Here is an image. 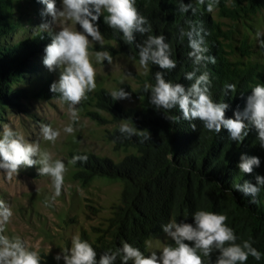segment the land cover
I'll return each mask as SVG.
<instances>
[{"label":"clouds","instance_id":"1","mask_svg":"<svg viewBox=\"0 0 264 264\" xmlns=\"http://www.w3.org/2000/svg\"><path fill=\"white\" fill-rule=\"evenodd\" d=\"M46 6L42 15L50 16V21L39 25L38 29L47 32L51 42L44 48L43 65L49 72H58V79L50 85V91L67 105L70 123L63 128L66 134H74L75 125L80 120L81 103L88 99L97 87L95 64L112 65L113 56L105 50L104 35L99 29V19L114 32L122 33L127 45H135L138 49V62L148 70L156 65L163 71L153 74L154 83H145L144 92L150 93L149 103L155 110L171 112L177 108L185 121H200L209 132L219 134L226 129L230 139L241 143L249 135L251 128L257 132V140L264 148V83L252 85L251 95L246 99V106L241 111L237 108L234 118H226L229 104L213 98L211 94L212 80L207 70L208 64H215L216 57L209 55L205 36L209 35L202 24L187 20V29L179 28V37L187 38L188 59L192 70L186 71L184 79L192 82L185 87L182 83L166 79V72L175 70L177 61L172 58V50L166 37L152 34V26L136 7L137 0H39ZM178 4L182 14L192 15L203 8L213 13L220 0H173ZM77 25L79 29H77ZM136 33L145 37L142 42L136 41ZM257 44L264 51V32L255 33ZM90 38V39H89ZM98 43L101 50L92 52V46ZM135 61L136 56H130ZM131 75V73H128ZM123 83V81H121ZM224 96L237 93L235 83L223 86ZM114 101L132 100L130 92L123 87L110 91ZM175 119H181L180 116ZM193 130L196 124L192 123ZM119 133L125 139L140 138V142L151 140L148 130H140L127 119H121ZM40 136L44 141L55 144L61 135L59 129L51 124H40ZM34 157L36 159H34ZM87 155L74 154L68 164L86 163ZM257 156L241 155L238 163L240 172L252 174L254 168L260 166ZM39 176L50 178L53 194L44 200L45 207H53L56 199L61 196L67 172L66 163L54 158L47 148H42L40 141H29L21 132L9 124H3L0 132V171L11 181L17 177L22 168L34 166ZM256 184L244 181L235 184L237 191L243 192L252 199L249 203H258L257 196L264 187V176H255ZM14 215L12 207L0 199V264H42V258L36 247L29 246L20 235H8L7 226ZM193 223L178 222L172 219L161 226L166 241L147 254L140 247L127 240H121L114 249L98 251L80 235H73L70 245L61 249L53 259L63 260V264H247L249 257L255 261L262 259V254L251 238L241 239L227 223L228 217L206 209H197L192 214ZM146 247H151L146 242ZM50 252V251H49ZM48 252V254H49ZM216 253L215 261L212 260ZM99 258L97 259V257Z\"/></svg>","mask_w":264,"mask_h":264},{"label":"trees","instance_id":"2","mask_svg":"<svg viewBox=\"0 0 264 264\" xmlns=\"http://www.w3.org/2000/svg\"><path fill=\"white\" fill-rule=\"evenodd\" d=\"M7 1L0 0V36L12 29L3 12ZM225 2L220 0L217 7L220 13L235 12ZM232 5L236 9L253 11L264 9V0H232ZM136 7L151 24L152 34L164 35L171 46L172 58L177 61V67L166 72V79L182 83L185 87L192 83L183 77L186 71L192 70V63L188 59L190 49L187 38L180 39L179 28L187 29L186 21L189 19L202 24L210 33L205 36L208 54L216 57L214 65L208 64L206 69H201L210 73L211 94L214 99L229 104L226 118H234L233 113L237 108L241 111L244 109L246 99L251 95L250 87L256 79L258 81L260 73L251 65L239 69L223 56L219 41L221 30L209 13L201 8L194 16L191 12L182 14L173 0H137ZM98 23L104 38L116 42L117 52L138 59V49L135 45L125 44L122 33L109 28L103 22V16ZM135 35L137 42L145 38L139 33ZM42 38L36 36L9 48H0V104L11 96V93L5 91L7 84L18 79L29 53L38 47V41ZM156 71L163 70L156 65L149 67V83H154L153 74ZM226 83H235L237 93L224 96L222 90ZM143 86L134 93L140 99V107L137 109L124 110L104 90L97 93V104L106 108L115 120L127 119L138 129L148 130L151 140L141 143L140 138L135 136L125 139L115 129L109 133L115 145L133 147L136 152L126 154L117 162L91 154L87 155L86 163L78 162L79 171L76 175L85 181L93 176H103L122 182L119 204L113 208L106 227L97 231L95 241L90 243L98 254L118 247L121 240H127L145 252L146 241L162 233L163 224L172 219L193 223L191 214L197 209H206L227 215V223L237 236L241 239L251 238L253 246L264 254V187L256 198L258 203H249L252 197L234 187L244 181L255 185V176H264V148H261L257 140L256 130L251 128L241 143L231 140L226 129H222L219 134L209 132L198 120H183L178 106L171 112L155 110L149 103L150 93L144 92ZM49 91V85L42 89L43 95ZM178 116L181 119H175ZM192 123L196 124L195 130L191 127ZM241 155L259 157L260 166L254 168L252 174L240 172L238 163ZM216 255L213 254V261ZM42 264L63 262L48 257ZM247 264H264V255L260 261L249 257Z\"/></svg>","mask_w":264,"mask_h":264},{"label":"rangeland","instance_id":"3","mask_svg":"<svg viewBox=\"0 0 264 264\" xmlns=\"http://www.w3.org/2000/svg\"><path fill=\"white\" fill-rule=\"evenodd\" d=\"M60 2L57 0L58 7ZM225 5L235 12L224 14L216 8L209 13L221 30L219 41L223 56L239 69L255 66L260 78L254 83L264 82V51L260 50L255 36L257 31L264 32V9H236L232 0H226ZM45 8L39 0H8L3 12L12 29L0 36V48H9L36 36L43 37L38 41V47L29 53L18 79L6 86L5 91L11 96L0 104V132L3 124H9L29 141L39 140L42 148H47L54 158L62 159L67 165L62 194L53 207L44 205L45 198L50 197L54 189L49 177L37 174L38 165L22 168L11 181L0 171V199L14 212L6 234L20 235L29 246L36 247L42 263L68 247L73 235L78 234L89 242L95 241L97 231L106 227L113 208L120 202L122 182L119 179L93 176L85 181L76 175L78 163L68 164L74 154H91L117 162L126 154L136 152L133 147L116 146L109 138V133L118 129L121 119L115 120L106 108L97 104V93L104 90L109 94L111 90L123 87L131 93L132 100L117 103L124 110L137 109L140 99L134 93L149 83V69L141 67L138 59L133 61L130 56L117 52L116 42L104 38L103 48L110 51L113 63L95 64L96 90L78 106L80 120L75 125V133H64L63 128L71 122L67 105L51 91L42 93L43 87L50 86L59 75L58 72H49L43 65L44 48L51 42L49 34L38 29L39 25L51 19L42 15ZM77 29L80 30L78 25ZM91 50L94 53L101 47L94 43ZM41 123L51 124L61 131L55 144L41 138ZM165 239L163 232L149 237L146 242H150L151 247H146L145 253L158 249L167 242Z\"/></svg>","mask_w":264,"mask_h":264}]
</instances>
